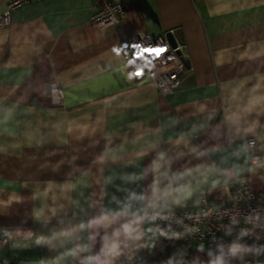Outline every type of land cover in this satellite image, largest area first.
Returning <instances> with one entry per match:
<instances>
[{
  "label": "crops",
  "instance_id": "obj_1",
  "mask_svg": "<svg viewBox=\"0 0 264 264\" xmlns=\"http://www.w3.org/2000/svg\"><path fill=\"white\" fill-rule=\"evenodd\" d=\"M121 2L105 29L93 0H36L0 27V264L133 263L157 243L147 207L223 204L236 177L264 195V0ZM170 29L187 71L162 95L119 43Z\"/></svg>",
  "mask_w": 264,
  "mask_h": 264
},
{
  "label": "built area",
  "instance_id": "obj_2",
  "mask_svg": "<svg viewBox=\"0 0 264 264\" xmlns=\"http://www.w3.org/2000/svg\"><path fill=\"white\" fill-rule=\"evenodd\" d=\"M36 0H10L0 13V27L10 21L16 7ZM125 16L121 0H93L90 23L95 29H105L120 24ZM170 33L174 46L168 41ZM126 64L137 74L147 76L162 95L170 94L181 86L187 71L185 44L175 29L151 35L133 33L119 43ZM57 89V88H56ZM59 97L61 92L57 89ZM250 163L261 160L256 150V139H247ZM229 197L223 204H214L202 198L197 207L179 211H157L147 207L141 212L143 221L154 225L151 237L180 242L192 256L202 249L221 250L225 241L245 243V264H262L264 256V195L251 190L244 177L229 183ZM5 231H0V243H7ZM147 242L144 237L143 243ZM129 264H135L129 263Z\"/></svg>",
  "mask_w": 264,
  "mask_h": 264
},
{
  "label": "trees",
  "instance_id": "obj_3",
  "mask_svg": "<svg viewBox=\"0 0 264 264\" xmlns=\"http://www.w3.org/2000/svg\"><path fill=\"white\" fill-rule=\"evenodd\" d=\"M174 241L163 239L157 241L155 246L149 251L142 254L136 261L135 264H192L190 256L182 253L177 254L174 251ZM238 245L243 249L238 252L235 256L232 255L230 249L232 246ZM246 250L245 243L225 241L219 251V256L223 260V264H245L244 254ZM264 264V256L261 259Z\"/></svg>",
  "mask_w": 264,
  "mask_h": 264
},
{
  "label": "rangeland",
  "instance_id": "obj_4",
  "mask_svg": "<svg viewBox=\"0 0 264 264\" xmlns=\"http://www.w3.org/2000/svg\"><path fill=\"white\" fill-rule=\"evenodd\" d=\"M184 253L190 255L187 250H185ZM218 258H220L219 250L205 248L201 251L194 252V254L190 256L192 264H216Z\"/></svg>",
  "mask_w": 264,
  "mask_h": 264
},
{
  "label": "clouds",
  "instance_id": "obj_5",
  "mask_svg": "<svg viewBox=\"0 0 264 264\" xmlns=\"http://www.w3.org/2000/svg\"><path fill=\"white\" fill-rule=\"evenodd\" d=\"M243 249H241L240 246L238 245H234L232 246V248L230 249L232 255H236L238 252L242 251ZM216 264H223V260L222 258H218L217 261H216Z\"/></svg>",
  "mask_w": 264,
  "mask_h": 264
},
{
  "label": "water",
  "instance_id": "obj_6",
  "mask_svg": "<svg viewBox=\"0 0 264 264\" xmlns=\"http://www.w3.org/2000/svg\"><path fill=\"white\" fill-rule=\"evenodd\" d=\"M166 37H167L168 41L171 43V45L174 46L173 38H172V36H171V34L169 32L166 33Z\"/></svg>",
  "mask_w": 264,
  "mask_h": 264
}]
</instances>
